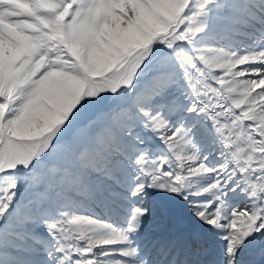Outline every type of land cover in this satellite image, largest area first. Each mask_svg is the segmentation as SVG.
<instances>
[{
  "label": "snow or ice",
  "instance_id": "snow-or-ice-1",
  "mask_svg": "<svg viewBox=\"0 0 264 264\" xmlns=\"http://www.w3.org/2000/svg\"><path fill=\"white\" fill-rule=\"evenodd\" d=\"M0 264H264V0H0Z\"/></svg>",
  "mask_w": 264,
  "mask_h": 264
}]
</instances>
